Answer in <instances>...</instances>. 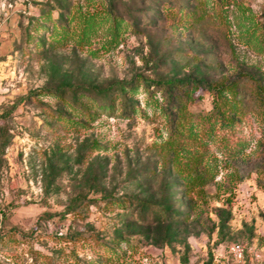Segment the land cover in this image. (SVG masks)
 <instances>
[{"label": "rangeland", "instance_id": "374dc122", "mask_svg": "<svg viewBox=\"0 0 264 264\" xmlns=\"http://www.w3.org/2000/svg\"><path fill=\"white\" fill-rule=\"evenodd\" d=\"M169 1L0 0V264H264V0ZM186 77L237 116L183 145L143 80ZM192 97L186 120L216 101Z\"/></svg>", "mask_w": 264, "mask_h": 264}, {"label": "trees", "instance_id": "16d2710c", "mask_svg": "<svg viewBox=\"0 0 264 264\" xmlns=\"http://www.w3.org/2000/svg\"><path fill=\"white\" fill-rule=\"evenodd\" d=\"M167 6L163 8L166 10V17L169 19L172 18H188L191 17L192 12L188 9V6H185L181 3L174 4L172 0L168 2ZM264 15V10L262 12ZM59 25V24H58ZM61 25V24H60ZM62 26V25H61ZM65 26V25H63ZM89 26H85L80 33V40L86 39V33L90 29ZM111 35L116 37L118 34V25L116 22H113L111 27ZM51 38L54 39L55 43L61 45L64 42V35L54 36L51 35ZM258 42L261 45L262 52H264V23H263V32L261 38H258ZM146 86L145 89L149 91L151 86H155L162 93L164 97V107L163 113L166 118L167 126L171 139L175 142H179L185 145V141L192 140L198 137V139H203L204 137H210L213 135L214 129L216 126L218 128L230 126L237 116V111L235 112L234 106L231 101H229L226 96L222 93L226 86H217L207 83L202 79H195L192 77H186L183 79H152L148 80L145 78ZM132 82H120L105 89L89 88L87 91L93 94H81L90 101L104 106H111V102L116 99L119 95L125 99L127 91L133 89ZM205 88L215 97V104L213 109L209 114L205 115H196L194 117L186 120V116H191L187 114V104L192 99L193 93L200 88ZM59 90L56 89L55 94H58ZM118 93V94H117ZM61 94V92H60ZM108 95H111L109 101H107ZM79 98V97H78ZM127 104L125 103L124 106ZM114 202H117L114 199ZM154 210L152 215H155V220L162 219L167 213V208L164 205H159ZM11 233V232H9ZM7 233L4 236H0V244L6 243Z\"/></svg>", "mask_w": 264, "mask_h": 264}, {"label": "built area", "instance_id": "2783aa9c", "mask_svg": "<svg viewBox=\"0 0 264 264\" xmlns=\"http://www.w3.org/2000/svg\"><path fill=\"white\" fill-rule=\"evenodd\" d=\"M243 251L241 244H234L230 249L231 254L238 259L242 257Z\"/></svg>", "mask_w": 264, "mask_h": 264}]
</instances>
